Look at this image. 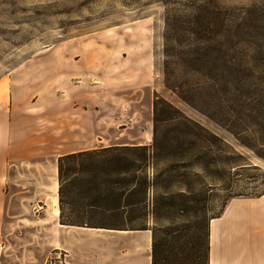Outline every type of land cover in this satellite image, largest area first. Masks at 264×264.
<instances>
[{"label": "rangeland", "instance_id": "obj_1", "mask_svg": "<svg viewBox=\"0 0 264 264\" xmlns=\"http://www.w3.org/2000/svg\"><path fill=\"white\" fill-rule=\"evenodd\" d=\"M165 1L0 0V135L6 137V132L23 138L3 143L4 148L9 144V152L17 155L24 150L25 162L40 164L27 165L37 173L43 171L48 201L55 199L53 209L47 205L46 222L39 223L45 230L43 237L8 239L18 247L24 241L36 246L19 255L24 261L14 264H55L47 236L60 228L59 202L48 184L54 182V171L57 182L56 164L62 152L149 145L153 160L148 227L157 228L163 244L172 224L189 225L204 234L205 222L195 217V210L183 206L185 199L201 201V209L205 202L207 216L215 211L222 192L210 174L223 172L232 152L241 162L264 169V160L257 156L264 155L263 128L254 119L244 118L234 128V135L230 134L203 115L208 113L205 107L199 113L167 89L163 70ZM220 4L237 11L244 8L249 22L258 21L261 27L256 32L249 30L245 52L257 55L259 64H264V0H220ZM258 80L253 76L254 86L250 87L256 88ZM163 99L175 110L165 112L158 105L155 112L154 102ZM182 115L218 134L222 142L202 144L195 153L187 152V145L177 138L188 132L182 126ZM65 121L70 124L61 126ZM48 134L52 135L48 138ZM59 136L66 140H53ZM174 145L178 149L170 151ZM203 152L208 156H202ZM214 154L220 158L217 166ZM186 205L194 206L191 201ZM71 231L66 236L68 246L94 245L95 236ZM150 234L152 242L151 230Z\"/></svg>", "mask_w": 264, "mask_h": 264}, {"label": "trees", "instance_id": "obj_2", "mask_svg": "<svg viewBox=\"0 0 264 264\" xmlns=\"http://www.w3.org/2000/svg\"><path fill=\"white\" fill-rule=\"evenodd\" d=\"M163 7V70L167 89L199 113L204 112L205 107L208 113L203 115L230 134L234 135V128L239 127L244 118L254 119L264 134V64H259L257 55L248 56L245 52L249 30L252 33L261 27L258 21L249 22L244 8L237 11L220 4V0H167ZM255 75L259 80L255 82L256 88H251ZM158 105L165 112L175 110L163 99L154 102L155 112ZM182 120L188 132L177 134V138L182 141L181 145H187V152L195 153L202 144L222 142L218 134L199 122L184 115ZM224 121L227 123H222ZM172 149L178 147L174 145L170 151ZM232 154L223 172L210 174L222 192L217 197L219 204L215 211L207 216L205 202L201 209V201L185 199L186 204L191 201L194 206H183L195 210V217L205 222L204 234L189 225L172 224L167 227L163 244V236L157 238V228L150 229L151 264H207L209 222L220 218L234 198L264 196V169L243 163L239 155ZM257 156L264 160V155L257 153ZM152 158L147 144L102 147L58 156L59 224L149 230L151 212L147 201ZM212 159L217 166L219 156L214 154ZM199 172H203L202 167ZM203 196L206 199V193ZM137 221L140 224H135ZM159 233L163 234V230L159 229ZM201 248L205 251L203 254Z\"/></svg>", "mask_w": 264, "mask_h": 264}, {"label": "crops", "instance_id": "obj_3", "mask_svg": "<svg viewBox=\"0 0 264 264\" xmlns=\"http://www.w3.org/2000/svg\"><path fill=\"white\" fill-rule=\"evenodd\" d=\"M63 124L70 123H60L61 126ZM56 131L55 128L54 133ZM4 134L6 137L0 135V264H14L16 261H24L20 260L19 255L28 253L36 246L29 245L33 241H24L18 247L8 239L34 238L37 234L43 237L45 230L39 223L46 222L47 205L53 209L55 199L50 198L48 201L45 189L48 182L41 180L43 171L37 173L35 167L27 165L40 164L31 160L25 162L27 156L24 150L21 155H17L9 152V144L4 148L3 143L20 142L23 138L6 132ZM48 138L38 137L37 140L47 141ZM53 140L66 139L59 136ZM70 152L65 151L58 156ZM31 168H34V172ZM31 221L33 223L30 225L23 223ZM59 226V229L50 231L47 236L55 264H151L150 230ZM71 230L95 236L94 245L68 246L66 236L71 235ZM208 231L207 264H264V196L232 199L222 216L210 222ZM20 250L23 252L20 253ZM204 252L201 248V253Z\"/></svg>", "mask_w": 264, "mask_h": 264}, {"label": "bare ground", "instance_id": "obj_4", "mask_svg": "<svg viewBox=\"0 0 264 264\" xmlns=\"http://www.w3.org/2000/svg\"><path fill=\"white\" fill-rule=\"evenodd\" d=\"M55 175H56V172L54 171V173H53L54 182H52V183L50 182V184H49L50 185L49 190H50V192H53V193H56V191L58 189V183L55 180Z\"/></svg>", "mask_w": 264, "mask_h": 264}]
</instances>
